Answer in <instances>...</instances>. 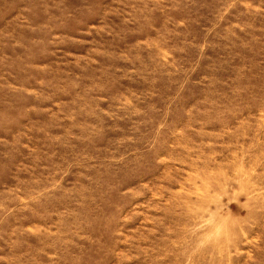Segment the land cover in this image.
Segmentation results:
<instances>
[{
	"label": "rangeland",
	"instance_id": "1",
	"mask_svg": "<svg viewBox=\"0 0 264 264\" xmlns=\"http://www.w3.org/2000/svg\"><path fill=\"white\" fill-rule=\"evenodd\" d=\"M0 264H264V0H0Z\"/></svg>",
	"mask_w": 264,
	"mask_h": 264
}]
</instances>
